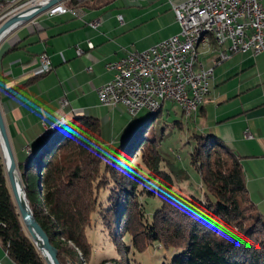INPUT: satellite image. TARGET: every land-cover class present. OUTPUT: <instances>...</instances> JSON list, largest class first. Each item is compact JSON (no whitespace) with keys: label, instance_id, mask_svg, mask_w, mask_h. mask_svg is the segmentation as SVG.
I'll return each mask as SVG.
<instances>
[{"label":"trees","instance_id":"1","mask_svg":"<svg viewBox=\"0 0 264 264\" xmlns=\"http://www.w3.org/2000/svg\"><path fill=\"white\" fill-rule=\"evenodd\" d=\"M84 1L62 4L77 9ZM160 110L126 129L112 155L103 149L99 120L76 117L67 133L43 136L17 163L29 207L59 262L91 264L96 245L87 232L99 225L116 254L126 257L158 246L172 252L166 264H264V217L248 197L238 157L218 137L193 135L190 162L202 193L174 192L171 176L159 167L158 140L147 129ZM110 184L118 190L102 208L97 193ZM0 244L15 264H45L22 226L1 154Z\"/></svg>","mask_w":264,"mask_h":264},{"label":"crops","instance_id":"2","mask_svg":"<svg viewBox=\"0 0 264 264\" xmlns=\"http://www.w3.org/2000/svg\"><path fill=\"white\" fill-rule=\"evenodd\" d=\"M184 1L85 0L75 15L49 17L43 13L11 31L0 42V109L16 163L24 161L27 152L37 150L47 128L62 118L92 117L99 122L111 116L115 121V114L128 118L122 107L99 105L96 91L111 78L104 65L132 49L143 51L178 34L170 3ZM118 15L122 23L117 21ZM93 21L98 22L96 29L88 25ZM152 23L157 26L148 34L163 35L154 39L142 33L141 29ZM142 41L147 42L139 48ZM207 49L212 52L213 44ZM44 52L51 65L46 72L37 68L38 56ZM253 89L259 91L240 104L233 115L238 117L225 125L229 133L219 138L238 157L248 194L264 179V79L246 92ZM62 99L67 102L64 106ZM0 264H15L1 244Z\"/></svg>","mask_w":264,"mask_h":264},{"label":"built area","instance_id":"3","mask_svg":"<svg viewBox=\"0 0 264 264\" xmlns=\"http://www.w3.org/2000/svg\"><path fill=\"white\" fill-rule=\"evenodd\" d=\"M40 0H0V23ZM178 34L143 51L128 52L105 63L111 78L96 91L99 105L114 109L124 107L134 116L158 102L171 101L186 117L195 115L208 94L213 68L203 67L200 56L192 51V38L197 30L218 34L217 61L242 53L264 57V0H186L170 3ZM76 14V9L59 3L49 8V17ZM117 21L123 22L122 16ZM96 29L98 22L88 24ZM92 47L91 44L88 45ZM79 55L81 51L76 50ZM46 53L37 59L42 72L50 69ZM61 100V105H66Z\"/></svg>","mask_w":264,"mask_h":264},{"label":"rangeland","instance_id":"4","mask_svg":"<svg viewBox=\"0 0 264 264\" xmlns=\"http://www.w3.org/2000/svg\"><path fill=\"white\" fill-rule=\"evenodd\" d=\"M156 26V24L152 23L143 27L141 31L144 35L152 36L155 39L163 35V32L148 34L150 28ZM165 33L167 34V31ZM146 42L142 41L139 44V48H143L142 46ZM130 51L138 50L132 49ZM198 52L202 54L200 61L203 67L213 68L208 94L202 103V114H195L192 117L181 116V110L176 104L171 101H165L162 104L160 113L151 119L147 128L153 131L158 140L157 149L161 156L160 169L171 176L174 192L188 197H200L202 193L199 175L190 162V153L195 144V139L191 137L204 134L221 138V135L229 133V128L225 125L233 123L235 121L234 118L238 117L233 115L238 112L237 109L240 104L245 102L249 94L259 91L258 89H253L250 92H246L247 88L255 86L259 79H264L263 56L254 57L250 54L248 55V53H237L229 59L217 63L214 60L217 50L214 49L211 52L207 48H199ZM115 116V121H113L111 116L110 120L99 122L103 149L108 155H112L115 148L123 140V128L128 127L131 129L152 117L151 113L146 110L138 112L134 117L127 118L118 114H115ZM231 116L233 118L228 119ZM179 120L182 124L177 122ZM137 160L140 161L139 159ZM260 182V187L254 184L253 188H250L252 193L248 194V197L256 211L264 217V179ZM108 187L104 192L97 193L102 208L107 204L108 195L118 190V188H115L116 190L112 188V184ZM97 226L95 231L87 232L90 240L96 245L94 246L96 255L92 258L91 264L97 263L102 258L107 260L106 264H115V262L123 264L125 261L128 264L126 258H130L129 264H166L171 260L172 252L161 249L158 246L150 247L141 254L128 252V257L125 254H116L118 251L117 249L113 250V246L109 244L106 231L100 233L102 228L99 225ZM102 251L106 252L105 257L101 254ZM110 251L114 253V256H111Z\"/></svg>","mask_w":264,"mask_h":264},{"label":"water","instance_id":"5","mask_svg":"<svg viewBox=\"0 0 264 264\" xmlns=\"http://www.w3.org/2000/svg\"><path fill=\"white\" fill-rule=\"evenodd\" d=\"M65 0H40L34 5L10 16L0 23V42L15 28L23 25L36 16L45 13L52 6L63 3ZM129 117L130 115L123 107ZM148 112V111H147ZM72 121L64 118L56 121L47 128L45 135H61L67 133L72 126ZM128 129V127L126 128ZM44 135V136H45ZM36 150V149H35ZM28 155L32 153L27 152ZM0 154L3 161L6 178L11 194L25 232L35 245L45 264H61L57 257V250L53 247L41 226L33 216L26 198L24 187L21 182L17 163L11 150L10 142L6 132L4 120L0 109Z\"/></svg>","mask_w":264,"mask_h":264},{"label":"bare ground","instance_id":"6","mask_svg":"<svg viewBox=\"0 0 264 264\" xmlns=\"http://www.w3.org/2000/svg\"><path fill=\"white\" fill-rule=\"evenodd\" d=\"M97 28V27H96ZM211 44H218V34L213 30H197L192 38V51L199 54V48L211 47ZM164 102H158L155 106L146 110L149 113L158 112Z\"/></svg>","mask_w":264,"mask_h":264}]
</instances>
